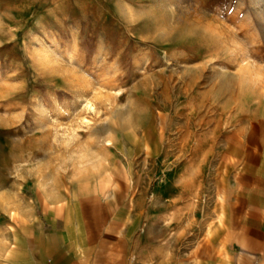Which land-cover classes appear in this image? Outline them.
<instances>
[{
	"label": "rangeland",
	"instance_id": "374dc122",
	"mask_svg": "<svg viewBox=\"0 0 264 264\" xmlns=\"http://www.w3.org/2000/svg\"><path fill=\"white\" fill-rule=\"evenodd\" d=\"M237 130L264 194V0H0V264L56 206L160 219L166 241L180 135L205 149Z\"/></svg>",
	"mask_w": 264,
	"mask_h": 264
},
{
	"label": "crops",
	"instance_id": "0c3cea01",
	"mask_svg": "<svg viewBox=\"0 0 264 264\" xmlns=\"http://www.w3.org/2000/svg\"><path fill=\"white\" fill-rule=\"evenodd\" d=\"M246 121L253 139L260 137L257 121L243 116ZM244 139L241 130L213 134L207 148L191 149L190 138L180 135L175 147L187 158L175 162V196L167 197L175 211L166 241L160 219L148 229L141 217L137 227L129 213L81 217L56 206L22 223L3 264H264L261 165L258 158L251 164L243 160L259 151L245 148ZM198 155L220 158L207 162ZM152 241L156 245L149 249Z\"/></svg>",
	"mask_w": 264,
	"mask_h": 264
},
{
	"label": "bare ground",
	"instance_id": "6f19581e",
	"mask_svg": "<svg viewBox=\"0 0 264 264\" xmlns=\"http://www.w3.org/2000/svg\"><path fill=\"white\" fill-rule=\"evenodd\" d=\"M243 67H242V70L246 73L250 68H251V64L249 63V62H245V61H243V65H242ZM262 74V73H261ZM251 75V74H250ZM156 78H157V80H161V81H163V77H162V75L161 74H156ZM246 80V79H245ZM228 81V80H227ZM168 82V81H167ZM247 82V81H246ZM156 85H157V83H156ZM159 86V85H158ZM157 86V87H158ZM153 88H155L154 86H153ZM152 89V88H151ZM263 92V91H262ZM163 99L159 102V104L158 103H154L152 100H150L149 99V96L147 95V97H146V102H147V104H149V107H158L161 103L163 104V103H167V102H170L171 101V98H170V96H169V89L167 88V86L164 88V90H163ZM159 98H160V96H159ZM260 103V102H259ZM170 114V113H169ZM168 116V115H167Z\"/></svg>",
	"mask_w": 264,
	"mask_h": 264
}]
</instances>
